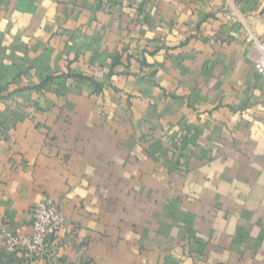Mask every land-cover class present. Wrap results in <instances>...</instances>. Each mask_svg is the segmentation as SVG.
<instances>
[{
  "label": "crops",
  "instance_id": "obj_1",
  "mask_svg": "<svg viewBox=\"0 0 264 264\" xmlns=\"http://www.w3.org/2000/svg\"><path fill=\"white\" fill-rule=\"evenodd\" d=\"M264 0H0V264H264ZM48 199L46 257L6 252Z\"/></svg>",
  "mask_w": 264,
  "mask_h": 264
},
{
  "label": "built area",
  "instance_id": "obj_2",
  "mask_svg": "<svg viewBox=\"0 0 264 264\" xmlns=\"http://www.w3.org/2000/svg\"><path fill=\"white\" fill-rule=\"evenodd\" d=\"M149 1V0H137ZM251 44L253 68L264 78V40L248 38ZM63 226L60 211L49 201L43 199L32 210V232L30 235L14 234L5 241L6 252L9 255L20 254L27 262L46 257L49 247Z\"/></svg>",
  "mask_w": 264,
  "mask_h": 264
}]
</instances>
